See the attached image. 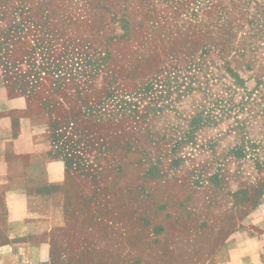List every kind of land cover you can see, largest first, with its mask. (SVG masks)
I'll return each instance as SVG.
<instances>
[{
	"label": "rangeland",
	"instance_id": "rangeland-1",
	"mask_svg": "<svg viewBox=\"0 0 264 264\" xmlns=\"http://www.w3.org/2000/svg\"><path fill=\"white\" fill-rule=\"evenodd\" d=\"M11 122L59 160L58 264H239L223 254L264 196V0H0Z\"/></svg>",
	"mask_w": 264,
	"mask_h": 264
},
{
	"label": "crops",
	"instance_id": "crops-1",
	"mask_svg": "<svg viewBox=\"0 0 264 264\" xmlns=\"http://www.w3.org/2000/svg\"><path fill=\"white\" fill-rule=\"evenodd\" d=\"M23 128L19 123H0V264H58L66 241L59 230L65 220L57 215L44 187L61 180L59 168L52 170V164L59 167V160L48 158ZM253 215V237L244 225L237 236L242 237L243 248L223 254L240 258L239 264H264V239L257 234L264 233V196Z\"/></svg>",
	"mask_w": 264,
	"mask_h": 264
},
{
	"label": "trees",
	"instance_id": "trees-1",
	"mask_svg": "<svg viewBox=\"0 0 264 264\" xmlns=\"http://www.w3.org/2000/svg\"><path fill=\"white\" fill-rule=\"evenodd\" d=\"M43 68H45V67H43ZM54 70H59V68L57 67V66H55V69ZM59 74H57V76H58Z\"/></svg>",
	"mask_w": 264,
	"mask_h": 264
}]
</instances>
